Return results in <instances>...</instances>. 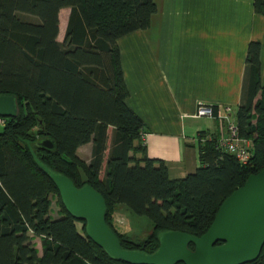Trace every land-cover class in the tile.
Returning a JSON list of instances; mask_svg holds the SVG:
<instances>
[{
    "label": "trees",
    "instance_id": "trees-1",
    "mask_svg": "<svg viewBox=\"0 0 264 264\" xmlns=\"http://www.w3.org/2000/svg\"><path fill=\"white\" fill-rule=\"evenodd\" d=\"M65 7L71 13L61 42ZM254 9L264 15V0H254ZM156 11L154 0H0V95H14L20 107L0 126V264H129L90 239L86 221L67 211L35 156L99 191L123 248L147 253L159 247V231L206 233L224 201L264 170L261 45L253 41L236 119L240 135L253 142L251 160L242 164L206 132L199 134L200 166L183 179H171L166 163L148 156L145 123L127 104L118 39L149 28ZM42 138L55 149L38 146ZM88 143L86 161L78 149ZM54 196L58 217L51 214ZM122 206L149 218L146 238L119 229ZM246 264H264V247Z\"/></svg>",
    "mask_w": 264,
    "mask_h": 264
},
{
    "label": "crops",
    "instance_id": "crops-1",
    "mask_svg": "<svg viewBox=\"0 0 264 264\" xmlns=\"http://www.w3.org/2000/svg\"><path fill=\"white\" fill-rule=\"evenodd\" d=\"M154 3L150 27L118 39L127 104L145 123L148 156L163 160L171 179H183L200 166V132L219 136L223 124L236 123L252 41L261 45L264 86V15L254 0ZM70 13L60 10L64 37ZM200 102L213 105L214 117L196 116ZM78 154L89 161L92 143ZM125 210L120 207L117 217Z\"/></svg>",
    "mask_w": 264,
    "mask_h": 264
},
{
    "label": "water",
    "instance_id": "water-1",
    "mask_svg": "<svg viewBox=\"0 0 264 264\" xmlns=\"http://www.w3.org/2000/svg\"><path fill=\"white\" fill-rule=\"evenodd\" d=\"M19 112L14 95H0V117H17ZM37 145L55 149L54 142L48 138L39 139ZM35 158L57 186L67 211L85 220L90 239L115 259L129 264H246L258 259L262 252L264 170L250 175L245 184L224 201L206 233L195 236L176 230L159 231V247L147 253L123 248L106 221V200L92 185L79 187L65 174Z\"/></svg>",
    "mask_w": 264,
    "mask_h": 264
},
{
    "label": "built area",
    "instance_id": "built-area-1",
    "mask_svg": "<svg viewBox=\"0 0 264 264\" xmlns=\"http://www.w3.org/2000/svg\"><path fill=\"white\" fill-rule=\"evenodd\" d=\"M196 116L214 117L213 105L200 102L197 106ZM3 118L0 117V126L5 124ZM221 128L222 130L218 136L220 147L233 154L242 164H247L253 157V142L240 135L237 123L235 122H226Z\"/></svg>",
    "mask_w": 264,
    "mask_h": 264
},
{
    "label": "rangeland",
    "instance_id": "rangeland-1",
    "mask_svg": "<svg viewBox=\"0 0 264 264\" xmlns=\"http://www.w3.org/2000/svg\"><path fill=\"white\" fill-rule=\"evenodd\" d=\"M63 17V18H62ZM61 33L58 37V39H61L59 41H63L64 37V30L65 26L64 24V16L62 14L61 16ZM236 115H233L232 118L235 120ZM87 150H84L83 153H87ZM58 198L56 196L52 197V216L58 217V211L59 206L57 205ZM117 217V226L122 232H127L129 235H131L134 239H144L146 238L153 230L152 222L149 220L146 216H138L134 214L131 210L126 209L125 212H121L118 214ZM33 243L36 245V247L39 249L40 254H42L43 248H42V241L40 237H34Z\"/></svg>",
    "mask_w": 264,
    "mask_h": 264
}]
</instances>
